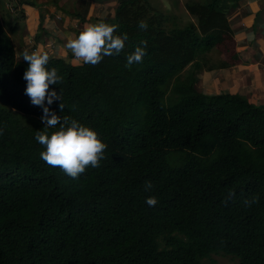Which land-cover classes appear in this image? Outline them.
<instances>
[{
    "label": "trees",
    "instance_id": "16d2710c",
    "mask_svg": "<svg viewBox=\"0 0 264 264\" xmlns=\"http://www.w3.org/2000/svg\"><path fill=\"white\" fill-rule=\"evenodd\" d=\"M238 6L186 0L193 20L179 24L151 0H118L106 23L128 35L119 55L95 66L50 58L62 83L49 90H63L50 109L108 146L78 179L40 158L43 109L25 94L28 63L0 16V264H218L206 261L213 254L264 264V103L197 86L203 69L241 61L230 19ZM141 41L143 62L125 67Z\"/></svg>",
    "mask_w": 264,
    "mask_h": 264
},
{
    "label": "crops",
    "instance_id": "0c3cea01",
    "mask_svg": "<svg viewBox=\"0 0 264 264\" xmlns=\"http://www.w3.org/2000/svg\"><path fill=\"white\" fill-rule=\"evenodd\" d=\"M16 1L18 11H22L20 16L13 11L11 17L6 2L5 9L0 7V16L11 25L10 35L17 53L40 50L50 58H64L69 62L74 57L65 47L68 39L78 36L87 24L106 22L118 5V0H32L35 4H29V0ZM230 19L241 61L230 67L203 69L198 74L197 86L208 94H244L250 101L262 104L264 0H239Z\"/></svg>",
    "mask_w": 264,
    "mask_h": 264
},
{
    "label": "clouds",
    "instance_id": "9594fccd",
    "mask_svg": "<svg viewBox=\"0 0 264 264\" xmlns=\"http://www.w3.org/2000/svg\"><path fill=\"white\" fill-rule=\"evenodd\" d=\"M119 25L108 24L104 21L87 24L78 36L68 39L65 47L70 50L74 59L73 65L88 64L98 65L105 57L119 55L125 48L128 40L127 33L117 35L116 30ZM140 30H147L148 24L145 21L138 22ZM144 47L137 46L135 51L126 58L125 67L131 69L134 64L142 63L146 55L147 41H141ZM22 58L28 63V68L24 73L27 81L25 94L29 96L34 106L42 107V122L46 125L44 131H37L35 139L44 147L40 153V158L50 167L59 168L65 175L78 179L86 169H93L101 166L104 160L107 144L104 143L98 133L80 122L68 117L58 116L50 109L56 100H62V93L49 90L50 85L62 83V77L58 75L57 69H48L50 57L47 52L40 50L29 53L25 50ZM47 102V104L45 103ZM65 108L64 102L60 104V109ZM59 128L57 129V126ZM48 129H57L49 133ZM3 130H0V135ZM151 181H145V191L153 189ZM234 192H229L227 198H232ZM158 198L151 196L146 199L150 207L158 204ZM258 203V198L245 199L243 204L251 207Z\"/></svg>",
    "mask_w": 264,
    "mask_h": 264
},
{
    "label": "rangeland",
    "instance_id": "374dc122",
    "mask_svg": "<svg viewBox=\"0 0 264 264\" xmlns=\"http://www.w3.org/2000/svg\"><path fill=\"white\" fill-rule=\"evenodd\" d=\"M7 3V0H0V7ZM151 2L156 6L157 9L165 12V13H175L177 15V20L179 24H184L193 20V16H191L185 7L186 0H151ZM214 61H217L222 58L218 52H215ZM182 151H172L169 155V161L172 164H181L182 159ZM210 260L217 262L218 264H238V259L225 254H213L210 259H206L207 262Z\"/></svg>",
    "mask_w": 264,
    "mask_h": 264
},
{
    "label": "built area",
    "instance_id": "2783aa9c",
    "mask_svg": "<svg viewBox=\"0 0 264 264\" xmlns=\"http://www.w3.org/2000/svg\"><path fill=\"white\" fill-rule=\"evenodd\" d=\"M15 1H16V0H7V3H6V4H7V6H8L11 10H14L12 4H13V2H15Z\"/></svg>",
    "mask_w": 264,
    "mask_h": 264
}]
</instances>
